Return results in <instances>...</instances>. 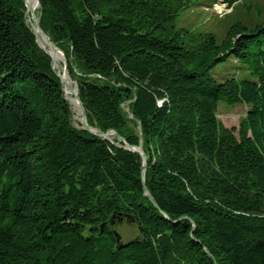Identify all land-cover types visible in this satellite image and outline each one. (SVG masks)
<instances>
[{"label": "trees", "instance_id": "16d2710c", "mask_svg": "<svg viewBox=\"0 0 264 264\" xmlns=\"http://www.w3.org/2000/svg\"><path fill=\"white\" fill-rule=\"evenodd\" d=\"M39 1L89 123L143 147L157 206L141 153L75 125L25 0H0V264H264V16L220 40L176 25L187 0ZM229 59L246 74L219 82ZM220 102L248 106L238 128ZM125 221L139 235L118 241Z\"/></svg>", "mask_w": 264, "mask_h": 264}, {"label": "rangeland", "instance_id": "374dc122", "mask_svg": "<svg viewBox=\"0 0 264 264\" xmlns=\"http://www.w3.org/2000/svg\"><path fill=\"white\" fill-rule=\"evenodd\" d=\"M188 2V6L177 17L176 25L178 27L187 28L194 33H214L220 40L226 37L229 29L233 24L241 22L249 26H253L264 16V0H240L233 6H229L222 0H187V3ZM39 9L40 8L37 7L35 10L37 12V16ZM27 13L29 22L32 23V14L29 12L28 8ZM64 54L69 69V59L65 52ZM56 56L59 57L58 62L56 60ZM56 56L55 69L63 74L65 69L64 60L60 55L57 54ZM235 73H237V75L239 76H244L246 74V70L242 68L240 69L238 67V62L235 59H229L228 61L217 66L214 70V76L219 82L223 81L224 78L228 76H232ZM71 80L73 81V84H76L75 82L78 83V81L74 79L70 73V81ZM248 109V106L242 102L236 104H227L225 102H220L218 106V117L224 125L228 127L238 128L241 122L246 118ZM124 111L127 114L128 118H133V115L131 114L130 104L128 102L124 104ZM78 114L80 119L76 120L74 116L76 126L81 123L80 112H78ZM111 138L113 141H118L116 135H112ZM115 228L119 232L123 240L126 241L132 239L134 235L136 236L138 234V227L133 221L118 223L116 224Z\"/></svg>", "mask_w": 264, "mask_h": 264}, {"label": "water", "instance_id": "95a60500", "mask_svg": "<svg viewBox=\"0 0 264 264\" xmlns=\"http://www.w3.org/2000/svg\"><path fill=\"white\" fill-rule=\"evenodd\" d=\"M38 2L40 4L39 0H38ZM25 3L27 5V7H28V10H30L31 14H32V23H31V25H32V28H33V31H34L35 35L37 36V40H38L39 44L44 49H46L47 52L52 56V66L54 68H55V56L57 55L58 52H61V54H62V59L64 60V63H65V69H64L63 74H61L58 71H56V73H57V75L59 76V78L62 81L63 90H64L65 94H67V92H69L73 96V99L76 100L78 102V104H79V112H80V115H81V127H82V129H84L87 132H89L91 134H94V135H96V136H98L100 138L109 140L111 142H114L112 140L111 136L112 135H116L117 138H118V141L114 142V144L116 146L123 147V148L129 149L131 151H137V152L141 153V155L143 157V165H144V170H143L142 177H143V185H144V189H145V195L157 206L156 201L154 200L153 196L151 195V193H150V191L147 188V185L145 183L148 158H147V155H146L143 147L141 145L140 146H133V145L127 144L125 139L115 130H110V131L104 132L101 129H99V128L95 127V126H92L89 123V119H88V114H87L86 108H85V106H84V104H83V102H82V100L80 98V95H79L78 83L75 82L76 84H73L72 80H71V82H69L66 79V75H68L70 77V72H69V69H68V66H67V61H66V57H65L64 52L55 43H53L49 39L48 36H47L48 39H45V37H43L42 34H45V33L43 32V30L41 29V27L39 25V19H38V16H37V12L35 11V9L33 7L30 6V4L28 3L27 0H25ZM115 234L117 236V240L120 241L121 236L119 235V233L117 231H115ZM207 253H209V251H207Z\"/></svg>", "mask_w": 264, "mask_h": 264}, {"label": "bare ground", "instance_id": "6f19581e", "mask_svg": "<svg viewBox=\"0 0 264 264\" xmlns=\"http://www.w3.org/2000/svg\"><path fill=\"white\" fill-rule=\"evenodd\" d=\"M28 3H29L30 6L33 7L35 10H36L37 7L40 8V4H39L38 0H28ZM27 8H28V7H27ZM29 12L31 13L30 10H29ZM38 19H39V18H38ZM42 35H43V37H45V39H48L47 35H45V34H42ZM57 54L60 55V56L62 57L61 52H58ZM56 60H57V62L59 61V57H58V56H56ZM66 79H67L69 82H71V81H70V77H69L68 75H66ZM67 97L71 100V104L73 105V108L75 109L74 111L76 112V114H75V118H76V120L80 119L79 114H78V112H79V111H78V108H79V104H78V102H77L76 100L73 99V96L70 95L69 92H67Z\"/></svg>", "mask_w": 264, "mask_h": 264}, {"label": "flooded vegetation", "instance_id": "af4514ba", "mask_svg": "<svg viewBox=\"0 0 264 264\" xmlns=\"http://www.w3.org/2000/svg\"><path fill=\"white\" fill-rule=\"evenodd\" d=\"M113 226L115 227L116 225L114 224Z\"/></svg>", "mask_w": 264, "mask_h": 264}]
</instances>
